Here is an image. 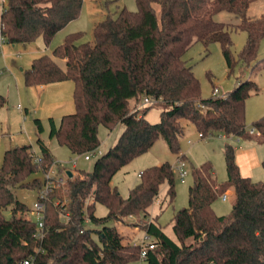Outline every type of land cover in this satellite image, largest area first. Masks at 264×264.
I'll return each mask as SVG.
<instances>
[{"label":"trees","instance_id":"obj_1","mask_svg":"<svg viewBox=\"0 0 264 264\" xmlns=\"http://www.w3.org/2000/svg\"><path fill=\"white\" fill-rule=\"evenodd\" d=\"M252 1L136 0V10L124 6L116 16L109 14L97 22L94 42L83 40L84 31H75L50 54L32 60L25 70L28 85L74 83L75 111L64 114L58 125L50 118V136L61 145L82 154L100 146V124L111 129L122 123L124 130L96 159L92 170H75L72 177L68 175L65 190L48 194L42 239L36 236L35 219H0V264H24L31 258L34 264H127L138 259L143 244L125 242L117 226L109 223L133 217L145 220L165 182L168 189L161 208L166 201L171 204L177 194L176 174L169 161L150 166L124 196L112 182L123 166L147 152L159 138L177 157L187 159L180 148L187 125L202 134L201 138L223 133L252 140L256 133V141L264 143V116L252 122L255 133L246 121V100L258 92L257 83L245 80L226 95L204 98L200 80L184 58L196 42L207 49L219 42L232 68V24L214 18L228 11L242 18L235 27L247 33L241 60L250 63L255 59L264 36V15L247 17ZM83 5L84 0H0V33L11 44L43 36L49 45L81 15ZM145 97L151 99L149 104L163 107L157 122L146 117L150 105L141 108ZM6 102L0 94V108ZM37 122L42 129L41 120ZM37 142L39 155L31 144L5 151L0 164V209L12 206L26 212L15 189L39 192L43 187L45 174L56 159L43 139ZM225 161L226 182L217 179L211 162L192 166L188 205L173 217L178 241L163 230L157 217L147 222L146 231L154 237L155 246L147 250L146 264H264V181L241 173L231 143L225 145ZM38 172L44 178L29 180ZM231 187L235 192L232 211L219 215L214 202ZM97 203L107 207L105 216L95 214ZM89 223L100 227L92 229Z\"/></svg>","mask_w":264,"mask_h":264},{"label":"rangeland","instance_id":"obj_2","mask_svg":"<svg viewBox=\"0 0 264 264\" xmlns=\"http://www.w3.org/2000/svg\"><path fill=\"white\" fill-rule=\"evenodd\" d=\"M136 10V0H84L81 15L58 32L49 45H46L43 36H39L33 42L11 44L4 42L0 47V94L6 97V105L0 108V164L7 149L16 146L31 144L37 155L40 154L38 139H43L49 146L56 162L62 164V168L74 170L90 171L94 167L96 159L106 152L116 143L120 134L124 130V125L118 123L111 129L100 124L99 137L100 146L95 151L82 154L73 153L67 146L61 145L56 137L50 136L52 117L59 124L64 114L75 111L73 99L74 83L70 80L51 83L45 86L28 85L25 80V70L30 67L32 60L44 53H51L54 47L59 45L67 33L82 30L85 32L84 41L94 42L93 28L96 22L104 20L109 14L116 16L122 7ZM159 10V6L157 5ZM264 15V0H253L247 12V17L254 19ZM215 20L232 24L231 37L233 41L232 53L234 64L228 67L223 55L222 46L219 42H213L208 49L201 42L194 43L186 52L184 58L187 64L192 66L196 76L201 83L202 96L210 98L212 96H222L232 91L239 82L253 80L257 83L258 92H252L246 100V121L248 129H252V122L264 116V36L260 41L258 54L250 63L241 60V52L247 41V33L235 27L241 22V17L235 13L221 11L214 16ZM61 65L64 62L58 59ZM214 87L219 88V93L214 92ZM146 117L157 122L160 119L163 107L160 103L152 102L148 105ZM41 120L42 129L37 122ZM187 128V136L180 141L181 152L185 153L187 159L177 157L173 153L166 141L159 138L154 145L145 153L135 157L128 164L123 166L113 177L115 184L122 195L127 196L130 188L140 181L142 171L150 166L162 164L169 161L173 164L176 174V197L171 204L166 201L161 208V200L165 197L168 184L161 185L159 199L150 208V215L142 220L139 217L128 218L126 222H114L119 231L124 236V241L142 243L146 237V224L157 217L163 230L175 241L177 235L173 229V217L177 210L186 207L189 201V186L193 182L192 166H200L205 162H211L214 166L216 176L219 181L226 182L228 179L225 145L231 143L237 154L256 149L259 156V164L252 170L251 176L254 180L264 181V143H259L255 139L248 140L237 136H226L218 133L207 138H201L200 133L192 125ZM251 151V155L255 154ZM91 154V159H86L85 155ZM73 157H78L77 167L73 168L70 161ZM179 161L185 162V169L188 174L182 176L179 169ZM60 166V165H59ZM59 166L55 163L53 170L59 171ZM61 168V169H62ZM63 170L62 172H64ZM61 172V171H60ZM73 173H77L76 171ZM44 178L42 172H38L29 177ZM228 199L223 200L220 196L214 202V210L217 214L228 215L232 211L235 192L234 188L226 190ZM16 197L27 206V211L14 210L12 206L0 209V219H34L32 209L38 198V189L17 187ZM89 201V200H88ZM108 209L105 205L97 203L95 214L99 217L105 216ZM141 222L139 225L137 223ZM88 227L99 228L95 224L89 223ZM154 237L146 239V243ZM127 264H146L143 258H138Z\"/></svg>","mask_w":264,"mask_h":264},{"label":"built area","instance_id":"obj_3","mask_svg":"<svg viewBox=\"0 0 264 264\" xmlns=\"http://www.w3.org/2000/svg\"><path fill=\"white\" fill-rule=\"evenodd\" d=\"M5 42V38L1 35L0 33V47L2 46V44ZM214 92L216 94L219 93V88L218 87H214ZM151 102V99L149 97H145L143 100V104H149ZM251 133H255L256 130L254 129H249ZM202 135V134H200ZM97 150V149H96ZM96 150L90 151L92 153H95ZM86 159H91V154H86L85 155ZM36 160L39 161L40 157L37 156ZM77 160L78 157H73L70 161V165L73 168L77 167ZM56 164L61 167L62 164L59 162H56ZM55 165V164H54ZM53 165V166H54ZM185 162L184 161H179V166L177 167L181 173V175L184 177L188 174L187 170L185 169ZM53 166L50 168V170L45 174V178H44V185L43 187L40 189V191L38 192V198L34 203L33 209H32V213L34 214V219L36 220L37 223V231H36V236L39 239H42L45 236V211H46V199L48 197V194L50 192H53L55 189L58 188H63L64 190L66 189V183H67V178H68V171L71 170L72 172H75V170L73 171L70 168H62V171L65 170L64 172H60V171H55L53 170ZM223 200H227L228 199V193L225 192L224 194L221 195ZM56 203H58V201H56ZM64 215V214H63ZM32 218L27 217V220H31ZM65 219H69V216H67ZM147 233V231H146ZM151 236L148 235V233L146 234V237L142 240L143 244V248L141 251V258H145L147 255V250L154 248L155 244L153 243V240H151L150 242L146 243V239L150 238ZM24 264H34L31 259H26L24 261Z\"/></svg>","mask_w":264,"mask_h":264},{"label":"crops","instance_id":"obj_4","mask_svg":"<svg viewBox=\"0 0 264 264\" xmlns=\"http://www.w3.org/2000/svg\"><path fill=\"white\" fill-rule=\"evenodd\" d=\"M75 20H77V19H75ZM75 20L71 21L69 24H67V26L73 24V22H75ZM67 26H65V28H67ZM65 28H63V29H65ZM70 33H72V32H70ZM67 34H69V33H67ZM62 61L64 62V60H62ZM226 94H224V95H226ZM251 151L255 152L256 151L255 147H253L252 149L250 148V150L247 149L245 152H241V153L237 154V162H238V164L240 166L241 173L244 176L252 175V170L260 162L258 154H256V152H255L254 155H251ZM229 190H231V188Z\"/></svg>","mask_w":264,"mask_h":264},{"label":"water","instance_id":"obj_5","mask_svg":"<svg viewBox=\"0 0 264 264\" xmlns=\"http://www.w3.org/2000/svg\"><path fill=\"white\" fill-rule=\"evenodd\" d=\"M67 173H68V175H69L70 177L73 176V172H72L71 170H69Z\"/></svg>","mask_w":264,"mask_h":264}]
</instances>
